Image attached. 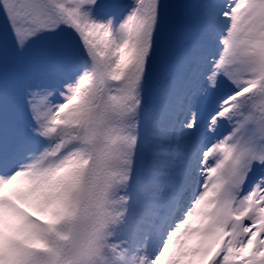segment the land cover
Wrapping results in <instances>:
<instances>
[{
	"label": "snow or ice",
	"instance_id": "1",
	"mask_svg": "<svg viewBox=\"0 0 264 264\" xmlns=\"http://www.w3.org/2000/svg\"><path fill=\"white\" fill-rule=\"evenodd\" d=\"M0 264H264V0H0Z\"/></svg>",
	"mask_w": 264,
	"mask_h": 264
}]
</instances>
